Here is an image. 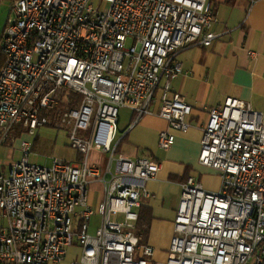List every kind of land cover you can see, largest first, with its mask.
<instances>
[{
  "label": "built area",
  "instance_id": "built-area-1",
  "mask_svg": "<svg viewBox=\"0 0 264 264\" xmlns=\"http://www.w3.org/2000/svg\"><path fill=\"white\" fill-rule=\"evenodd\" d=\"M210 0H11L1 42L0 145L15 126L28 135L54 123L69 128L76 162L21 159L0 173V264H150L154 250L135 233L146 182L161 169L150 157L119 153L121 108L135 124L158 106L168 129L186 132L192 107L172 90L183 73L177 54L218 37ZM129 40V45L126 41ZM75 95L74 107L61 106ZM66 97V98H67ZM107 154L103 166L91 154ZM198 161L220 176L209 191L188 176L163 264H264V124L261 113L226 97L208 110ZM99 183L93 206L89 186ZM99 221L91 233V218Z\"/></svg>",
  "mask_w": 264,
  "mask_h": 264
},
{
  "label": "crops",
  "instance_id": "crops-1",
  "mask_svg": "<svg viewBox=\"0 0 264 264\" xmlns=\"http://www.w3.org/2000/svg\"><path fill=\"white\" fill-rule=\"evenodd\" d=\"M209 4L215 15L212 31L218 37L210 47L181 50L176 58L183 73L172 82V90L192 107L190 128L172 131L173 145L161 149L158 135L168 129V122L158 115V106L152 105L151 113L135 124L132 111L121 108L127 115L121 125L118 152L130 159L150 157L161 164L156 177L146 182L149 197H142L138 211L143 207L149 210L145 245L153 248V257L164 258L163 263L182 183L194 176L209 191L220 187V176L198 161L209 108L221 105L226 97L241 99L261 113L264 124V0H210ZM120 121L119 111L118 130Z\"/></svg>",
  "mask_w": 264,
  "mask_h": 264
},
{
  "label": "rangeland",
  "instance_id": "rangeland-1",
  "mask_svg": "<svg viewBox=\"0 0 264 264\" xmlns=\"http://www.w3.org/2000/svg\"><path fill=\"white\" fill-rule=\"evenodd\" d=\"M11 7V0H0V42L4 33L5 22L8 18ZM129 45V40L126 41ZM1 47V45H0ZM67 106L63 104V107ZM127 115V110H120V126L117 130V139L121 135V125L124 122V117ZM24 139H29L32 142L30 150L29 162L35 166H48L52 160H60L65 162H76L79 159V154L74 150L69 143V128L65 125L60 127L54 126V123L37 128L34 135H28L20 125L15 126L9 133L6 141L0 145V173H8L9 164L21 159L22 153L20 150V142ZM108 155H99L98 153L91 155V160L103 166ZM102 186L99 183H94L89 186V202L95 206L101 197ZM99 221L97 215L91 218L90 232L94 230V223ZM80 253L78 247L68 248L61 264H70L75 260ZM164 258H150V264H161ZM59 263V264H60Z\"/></svg>",
  "mask_w": 264,
  "mask_h": 264
},
{
  "label": "trees",
  "instance_id": "trees-1",
  "mask_svg": "<svg viewBox=\"0 0 264 264\" xmlns=\"http://www.w3.org/2000/svg\"><path fill=\"white\" fill-rule=\"evenodd\" d=\"M4 63V55L1 52L0 49V68L2 67ZM67 97V96H66ZM64 102H61V106L63 104L69 105L71 107H74L78 102V97L75 95H69V97L66 98ZM120 142L117 146V150H119ZM149 210L146 207L140 208L138 211V220L135 224V233L139 238V243L142 245L146 244V238L148 233V223H149Z\"/></svg>",
  "mask_w": 264,
  "mask_h": 264
}]
</instances>
